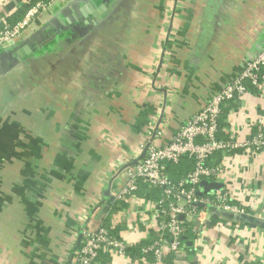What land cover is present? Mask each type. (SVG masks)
<instances>
[{
  "label": "crops",
  "instance_id": "obj_1",
  "mask_svg": "<svg viewBox=\"0 0 264 264\" xmlns=\"http://www.w3.org/2000/svg\"><path fill=\"white\" fill-rule=\"evenodd\" d=\"M39 1L0 0V29ZM66 20L69 36L59 24ZM53 22L60 31L49 35ZM34 42L38 50L12 62ZM263 46L264 0H57L38 14L0 50L7 104L30 87L41 110L36 134L19 122L13 134V120L5 128L0 120L5 140L13 137L0 141V264H65L81 228L99 225L136 245L129 260L107 255L103 264H149L141 248L154 239L157 194L118 204L122 168L140 157L152 130H162L159 142L169 139ZM242 99L223 109L220 137L247 138L264 116L261 98ZM30 134L40 156L28 161ZM208 166L219 173L202 180L203 195L218 183L244 213L212 208L187 219L186 248L164 264H264V151L218 152ZM192 168L183 158L171 181Z\"/></svg>",
  "mask_w": 264,
  "mask_h": 264
},
{
  "label": "built area",
  "instance_id": "obj_2",
  "mask_svg": "<svg viewBox=\"0 0 264 264\" xmlns=\"http://www.w3.org/2000/svg\"><path fill=\"white\" fill-rule=\"evenodd\" d=\"M56 1L35 3L14 25L4 22L0 29V50L13 42L38 14ZM251 94L264 101V46L245 62L234 79L211 95L169 139L159 142L163 136L162 130H152L143 147V157L122 168L125 180L114 191V200L118 204H123L143 188L146 194L157 192L152 211L155 235L151 242L141 248L142 262L164 264L167 258L181 254L186 248V220L200 217L206 209L244 213V209L231 204V195L222 192L218 183H211L205 195L199 187L202 180L217 177L219 169L208 166L216 153L264 151V116L256 117L252 122L247 138L226 133L224 137L219 136L223 109L230 103H243L242 98ZM183 158L193 161V168L183 180L173 183L168 175V166L179 164ZM135 247V243L115 236L106 227L85 226L81 228L76 243L69 246L65 264H103L107 255L129 260L130 252ZM149 256H152L150 262L147 261Z\"/></svg>",
  "mask_w": 264,
  "mask_h": 264
},
{
  "label": "rangeland",
  "instance_id": "obj_3",
  "mask_svg": "<svg viewBox=\"0 0 264 264\" xmlns=\"http://www.w3.org/2000/svg\"><path fill=\"white\" fill-rule=\"evenodd\" d=\"M171 10H173L174 12L177 13L181 10V8L178 6L177 7L175 6V8H172ZM168 12H170V11H168ZM168 12H167V14H168ZM167 26H168V24L164 23V28ZM49 63H50V61H49ZM32 78H34V77H32ZM34 86L36 87V84H34ZM28 88H30V87H27L26 90H23L20 92V97H19L20 100L14 99V101H16V104L14 103L15 106L12 107L11 104H7L8 102L6 101V94L3 93L4 88L0 87V120L2 119L1 120V122L3 123L1 125L2 128L7 127V125L5 123L10 122V121H8V119L6 120V118L8 117V118H11L13 120L12 124L14 127H16L18 129V131L20 130V127L18 126L17 122L22 123L25 131H27V129H29L30 131L33 130L34 134H36L37 131H39V133L41 132V130H39L41 127L40 122H38V124L36 123L37 122V116L40 114L41 110L39 108L38 109L36 108L37 105L35 104V101L31 103L35 94L33 96L31 89H28ZM45 89H47V88H45ZM47 90H44L45 93L48 92ZM38 91H41V88ZM13 93H15V91H13ZM16 93H18V91ZM36 99H37V97L35 96L34 100H36ZM46 120L48 123L50 122V125H52L51 120H49V119H46ZM34 134H30V136H29L30 140L33 139V137L35 136Z\"/></svg>",
  "mask_w": 264,
  "mask_h": 264
},
{
  "label": "water",
  "instance_id": "obj_4",
  "mask_svg": "<svg viewBox=\"0 0 264 264\" xmlns=\"http://www.w3.org/2000/svg\"><path fill=\"white\" fill-rule=\"evenodd\" d=\"M54 22L51 23L50 24V28L48 30H46L47 31V34L52 35L53 32L54 33H57L58 31H60V29H57V26L59 24H62L63 26H65L64 31H66V32L68 31L69 34H71V31H73L72 28H71V26L67 23L68 20H66L64 22L62 21L58 25L55 24ZM83 22L85 23V25L88 24V22L85 21V20H83ZM45 37H47V35H45ZM33 49H36V50L39 49V45L36 42H34L33 45H31L30 43H27L26 45H23V47L19 48L18 51H17V53L12 57V62H13V60L19 61V60L24 59L26 57V55H28V54H30V53H32L34 51ZM143 155H144V150L142 151L140 157L137 160H139L140 158H142ZM136 161H134L132 164L136 163ZM107 209H108V206L105 207V209L103 210V212H107Z\"/></svg>",
  "mask_w": 264,
  "mask_h": 264
},
{
  "label": "trees",
  "instance_id": "obj_5",
  "mask_svg": "<svg viewBox=\"0 0 264 264\" xmlns=\"http://www.w3.org/2000/svg\"><path fill=\"white\" fill-rule=\"evenodd\" d=\"M220 126H222L221 125V123H220ZM219 126V127H220ZM15 131H18V129L16 128V127H14L13 128V134L15 133ZM7 134V132H5L4 131V129H2L1 131H0V141H3V140H5V138H6V135ZM17 135H14V138L16 137ZM11 138H13V137H7V139L5 140V142H7L8 144H9V140L8 139H11ZM18 144H22V142L21 141H19L18 142ZM39 144V139L38 138H36V139H31V140H29V142L28 143H23L22 145H25V146H29V153H30V155H28V158L26 159V160H32V158L33 159H35V158H37V157H39L40 156V151L38 150V145ZM23 147V146H22ZM13 154H14V152H13ZM193 162V161H192ZM179 165V164H178ZM169 166H170V169H169ZM168 166V175H170L169 177H171L172 175H171V172H173V165L171 166V165H169ZM171 179V178H170ZM173 182V181H172ZM174 183V182H173ZM145 192V189L143 188L142 189V191L141 192ZM156 194H157V192H155ZM111 232V231H110ZM133 251V249L131 250V252ZM130 252V253H131Z\"/></svg>",
  "mask_w": 264,
  "mask_h": 264
},
{
  "label": "flooded vegetation",
  "instance_id": "obj_6",
  "mask_svg": "<svg viewBox=\"0 0 264 264\" xmlns=\"http://www.w3.org/2000/svg\"><path fill=\"white\" fill-rule=\"evenodd\" d=\"M78 31H80V30H78ZM68 33H69V32L67 31V34H66V35H68ZM75 33H76V32H75ZM68 36H69V35H68Z\"/></svg>",
  "mask_w": 264,
  "mask_h": 264
}]
</instances>
